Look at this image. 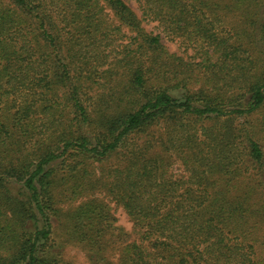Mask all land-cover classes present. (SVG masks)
<instances>
[{
    "label": "trees",
    "instance_id": "16d2710c",
    "mask_svg": "<svg viewBox=\"0 0 264 264\" xmlns=\"http://www.w3.org/2000/svg\"><path fill=\"white\" fill-rule=\"evenodd\" d=\"M132 1L0 0V264H59L81 199L100 250L104 197L119 264H264V0Z\"/></svg>",
    "mask_w": 264,
    "mask_h": 264
},
{
    "label": "rangeland",
    "instance_id": "374dc122",
    "mask_svg": "<svg viewBox=\"0 0 264 264\" xmlns=\"http://www.w3.org/2000/svg\"><path fill=\"white\" fill-rule=\"evenodd\" d=\"M126 1L140 14L137 4L134 1ZM147 26L149 30H154L156 33L161 31L160 29L154 28L152 24ZM164 43L170 51L176 52L181 56L185 54L184 48L180 46V42L164 39ZM111 164H115V159L107 162L104 166L107 167ZM173 169L176 171L179 170L178 174H181L182 172L179 163H175ZM15 186L19 187V185ZM104 199L110 207L111 222L107 235L102 239L104 244L99 246L100 250L90 247L74 236V219L76 210L85 200L81 199L71 203L67 201L59 205V209L61 210L59 217L52 218V221L54 222L52 239L56 244L54 250L62 253V258L59 260V264H108L110 262L113 264H119V249L123 243L134 239L133 223L122 207L117 206L115 202L111 201L108 197H104ZM248 200L253 203L256 199L251 197L248 198ZM254 231L257 232H255L257 235V241L260 240L261 245H264V223H262V226L258 230ZM99 253L101 254V257H99ZM102 259L104 260L102 261Z\"/></svg>",
    "mask_w": 264,
    "mask_h": 264
}]
</instances>
